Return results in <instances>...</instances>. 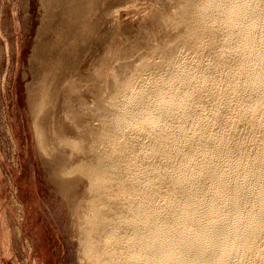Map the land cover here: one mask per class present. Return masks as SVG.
Segmentation results:
<instances>
[{
	"label": "rangeland",
	"instance_id": "obj_1",
	"mask_svg": "<svg viewBox=\"0 0 264 264\" xmlns=\"http://www.w3.org/2000/svg\"><path fill=\"white\" fill-rule=\"evenodd\" d=\"M48 1L54 5L50 6ZM48 1L0 0V264H95V259L86 252L87 234L95 236L89 238V243H94L96 247L97 264H145V252L140 247L143 242L141 236L147 235L155 227L156 207L166 201L168 193L178 197L181 188L192 180L193 175L189 171L195 172L197 167L191 165L190 159L189 162L182 161L186 165V176L174 183V188L167 185L165 187L157 181L155 183L158 184L152 181L146 187L140 184V190L147 191L143 196H137L138 198L136 195L139 187L132 185L135 177L131 174L134 177L132 180L129 172L127 178L130 177L131 180L125 178L129 183L126 181L124 185H128V189L129 185L134 186L130 191L123 185L126 188L124 193L118 188L114 191L112 187L92 189L83 167L71 168L78 160H84L81 162L85 164L102 158L99 161L103 160L109 175L116 172L115 168L126 172L131 162H138L141 149L142 155L150 162L156 161L169 166L173 160L171 149L160 147L153 150L151 147L153 140L164 143L169 140L162 133L160 124L150 127L154 131L159 129L158 133L151 135V132L142 134L143 126L133 117L124 123L115 120L114 117L117 118L121 110L117 96L120 87L112 84L130 76L133 82L129 86L132 88L141 82L152 89H169L168 86L173 82L178 83V80L174 74L163 79L160 74L169 71L180 61H194L198 63L196 65L207 61L202 63L208 71L201 72L195 65L191 71L194 76L192 92L185 97V101L192 109V126L200 134L207 133V128L211 125L218 127L217 132L229 131L234 151L237 155L244 153V158L252 156L260 147L258 123L264 120V104H256L251 109L250 117L235 123L230 120V116L233 118L237 115L236 109H231L232 113L229 115L225 112L216 114L215 106L222 103L220 97L224 95L225 83L223 84L220 71L217 70L218 64L213 62L221 60L223 55H230L228 49L225 53L221 47L222 44H228L234 36L223 28L218 41L209 43L206 38L207 28L216 31L215 27L210 28L207 22H201L196 13L188 16L185 11L187 8L183 7L186 3L193 7L196 0ZM228 9L229 7L223 6L222 12ZM257 21L256 27H252L260 28V32L264 19L260 20L258 17ZM69 69L71 70L68 71ZM259 69H264V66L260 64ZM211 70L214 77L206 74ZM225 72H222L223 75H228L229 72ZM73 81L76 83H72ZM65 83L68 86L76 84L73 86L74 100L72 92L68 94L69 91L62 88L67 86ZM95 88L96 97H89V91H94ZM235 90L241 91L237 87ZM175 97L179 98L180 95ZM66 100L69 102L66 103ZM197 109L199 112H196ZM238 111H242V107ZM77 116L80 117L77 119ZM80 124L87 133L84 130L79 133L80 127L77 125ZM51 128L54 131L47 136L46 133ZM69 128L74 133L66 137L64 135L69 132ZM94 129L95 132L99 130L100 134L105 131L106 139L101 136L98 140L96 136L92 138L93 141H81V138H89ZM42 134L50 146L41 142ZM97 147L98 152L95 151ZM112 148L113 152L117 150L115 154L112 153ZM118 156L120 163L123 158L127 161L110 169L107 164L111 161L115 163ZM207 163L211 169L224 165L211 160ZM234 168L245 169L241 162L234 163ZM110 170L112 171L109 172ZM262 176L264 177V173ZM204 177L208 179L207 176ZM165 188L171 191L167 192ZM257 188L253 183L252 190ZM90 195L92 196L89 197ZM101 202L104 204H100ZM105 203L111 207L108 208ZM142 209L147 212L143 214L144 218L141 215L144 213ZM98 211L100 215L103 213L102 216L107 217L106 225L92 224L95 219L101 218ZM129 212H135L137 216L141 212L138 218L143 219L140 221L136 216L130 218ZM133 221L136 223L133 224ZM156 228H159L158 223ZM260 238L256 242L259 245H255L257 249L252 251L254 253L241 255V261L244 259L242 262L245 264H264V240L263 237ZM231 260L230 263H237L235 259Z\"/></svg>",
	"mask_w": 264,
	"mask_h": 264
},
{
	"label": "bare ground",
	"instance_id": "obj_2",
	"mask_svg": "<svg viewBox=\"0 0 264 264\" xmlns=\"http://www.w3.org/2000/svg\"><path fill=\"white\" fill-rule=\"evenodd\" d=\"M49 4L50 6L54 5L52 2ZM183 4L184 3H182V6ZM186 4L183 7L187 8L185 11L188 13V16L189 14L192 15L196 13L199 15V20L201 22L203 23L207 22L210 28L215 27L216 31H210V29L207 28L206 38L209 43L218 41V37H220L218 35L221 29L223 30V28L227 29V31H229V34H232V36H234V38H232V40H230L228 44H222V47H221L222 50H225V51L227 49L229 50L230 52V55L228 54L229 57L223 55V58L221 60L218 61L216 59L213 62L215 64H218L217 66L215 64L214 65L217 67V70L220 71V77L222 78L223 84L225 83V85L223 86L224 95L220 97V99L222 100V103L220 105L215 106L216 114L225 112L227 115H229V113H232L231 109L232 110L236 109L238 112V113L236 112L237 115L236 116L233 115L235 116L233 118H231L232 116H230V120L233 123L237 122L238 120L244 119L245 117L246 118L250 117L251 109L253 106H255L256 104L260 102L264 104V69L262 70L259 69L260 64L264 66V24L260 32H259L260 28L258 29L257 27L256 29H253L252 27L255 24H258V21H257L258 17L260 20L264 19V0H196L193 4V7L191 4L189 6ZM182 6H180V8ZM223 6H227V8L229 7L228 11L222 12ZM175 15L177 16V14ZM178 19H179V16H178ZM78 44L80 43H77V45ZM82 48H83V45H82ZM225 53H227V51ZM101 55H104V54H101ZM207 56L211 57L212 55H207ZM218 58L220 59V57ZM72 61H70L69 64H71ZM202 62H205V61L200 62L202 65H196L198 63H194V61L193 62L180 61L177 64H175L173 68H170L169 71H166L160 74L161 75L160 78L162 77V79L166 76L170 77L171 75L174 74V76L178 80V83L173 82L170 86H168L170 87L169 89H165L166 87L165 88L159 87V88L152 89L148 87L146 83L141 84V82L139 83L137 87L132 88L129 85L133 81L128 75H127L128 78H125L121 81H116L112 84L114 86L120 87L119 88L120 91H118L117 96H118V101H119L118 105L120 106L119 108H121V110L118 114V117L117 118L114 117L115 120L118 122L124 123L125 121H129V119L133 117V119H136V121L138 120L139 121L138 123H140L143 126L142 129L144 131L142 132V134L144 132H148V133L151 132L150 133L151 135L158 133L159 129H156L154 131V129H150V127L154 126L155 124H160L162 126L161 128L162 133L169 140H167L165 143L162 141L153 140L151 143V147L153 150H158L160 149V147L172 150L173 160L169 166L160 164L156 161L155 162L148 161L142 155V149H141L139 155H141L142 157L139 156L140 158L138 159V162H134V161L131 162L130 167H128L126 172L124 171L122 172L120 171V169L115 168L118 163L121 164L123 161H127V160H124V158L122 157L123 159L121 160V163H120L119 156H122V154L118 156V158L116 159L117 161L115 160L116 161L115 163L111 161L107 164V166L109 165L108 167H110V169L113 168V166L116 169V172L111 173L110 175L107 172L108 170L107 171L105 170L106 165L103 164L104 163L102 162L103 160L99 161L102 158H100L99 160L89 161L87 160L89 158L88 156L87 159L85 158L87 162L89 161L88 163L84 164L82 163L84 160L83 161L78 160V162L71 167V168H74L77 166L83 167L84 172L89 177V180L91 182L90 187L92 189H95V188L104 189L106 187H109V188L112 187L114 191H115V188L120 189L121 193H124L126 188L128 189V185L127 186L124 185L127 183L126 181L130 179V177L127 178L128 176L127 172L130 173L132 180L135 177L134 181L133 182L131 181L132 185H136L139 187L140 184H143V186L146 187V185H148L150 182L151 183L154 182V184H158V183H155L157 181L159 182V184L162 183L161 185L164 184V186L167 185V186L174 188L172 185L174 183L180 182L186 176V173H185L186 165L182 163V161L189 162V159H190L191 165H193L194 167H197L195 172L189 171V173L193 175L192 180L190 183L185 184V186L181 188L178 197H175L173 193L172 194L168 193V197L166 201L163 202V204H159L158 207H156V209L152 207L153 209L156 210V213H157L156 215L157 218L155 220L156 221L155 227H152L150 232L147 235L144 234L143 235L144 237L141 236L143 238V242L140 241L142 242L140 247L145 252L144 260H143L145 264H232L230 263L231 259H235L237 261V263L233 262L234 264H245V262H242L244 261V259H242L241 261V258L243 257V256L241 257V255H246L247 253L252 252L254 249L256 250L257 248H255L256 247L255 245H257L256 242L258 238L263 237V240H264V177L262 176V173H264V120L258 123V127L260 128V131H259L260 145L257 144V146L259 145L260 147L256 150V152L252 156L248 158H244V153H240L239 155H237V153L234 151L233 143L231 142V139L229 138V135H230L229 131L224 130V131L217 132L216 129H218V127L211 125V127L207 128V133H202V134L198 133L196 128L192 126V122H191L192 109L188 107L185 101V97L192 92L191 85L194 80V76L191 72L192 67L195 65L201 72L208 71L207 67ZM89 64L90 63H88V65ZM242 69H245V71ZM70 70L71 69H69L68 71ZM225 70L229 72L228 75H225V74L223 75L222 72L223 71L225 72ZM134 71H135V68H133L132 72ZM242 71H244L243 74L241 73ZM48 73H47V76H48ZM206 74L213 76L212 70ZM119 78L122 79V77H119ZM160 78L158 79L160 80ZM74 82L76 83V81H73L72 83ZM65 85L67 84L65 83ZM75 85L73 84L74 87ZM73 86L67 85L62 88H65L66 90H68L69 91L68 94L72 92L71 96L73 97L74 95L73 92H75V88ZM58 87H59V84H58ZM235 87L239 88L241 91L239 90L236 91ZM45 89L47 88L45 87ZM65 89L64 90L62 89V90L65 91ZM83 92L84 91H82V93ZM48 94L49 92L46 90V95ZM96 95H97V89L94 91L93 90L89 91L88 93L89 97L91 96L96 97ZM175 95H180V97L176 98ZM70 100L72 99L70 98ZM73 100H74V97H73ZM67 101L68 100H66V103L69 102ZM226 101L227 103H224ZM187 102L189 101L187 100ZM64 103L65 101H63V105H65ZM71 107H72V104H71ZM239 107H242V111H238ZM196 112H199V109H197ZM135 116L137 118H134ZM78 117L80 116H77V119ZM69 118H73V117H69ZM81 125L82 124L77 125V126L80 127ZM82 127H80L79 129L77 128L79 130V133H82V131L84 130ZM40 128L41 126L38 127V129ZM53 131L54 129L51 128L50 132L48 130L47 133L46 132L44 133H46L47 136H50ZM67 131L69 132L65 134L66 132L65 131L63 133L65 134L64 136L66 137L69 136L70 133H74V130H70V128ZM84 132L86 131L84 130ZM91 133L92 134L89 135L90 136L89 138H87L86 134L84 133L85 135L84 134L83 135L86 137L87 140L81 138V141L85 140V142H87L88 139L93 141L94 139L93 137H96V136L98 137V140L99 138H101V136H103L104 138L106 137L105 131L101 132L100 134L99 130L95 132V129H94V132H91ZM79 135L81 136V134ZM79 135L77 136L80 140ZM40 138H41V142L46 143L47 145L50 146V143L47 141V139L45 140V136L43 134L40 135ZM107 139L109 140V138ZM78 141H76V143H78ZM91 141H90V144H92ZM113 144H115V142ZM125 145L127 146V144L124 143V146ZM109 146H111V144ZM91 147L93 146L91 145ZM98 147L95 151L98 150ZM86 150H87V147H86ZM116 151L113 152V148H112V153L115 154ZM93 153L95 152L93 151ZM209 160L216 162V163L222 162L224 163V165L211 169L210 167H208V163H207ZM237 162L243 163L245 169L236 170L234 168V163H237ZM105 163H107V161ZM126 167L127 166H125V168ZM112 170H110L109 172H111ZM131 174L134 175V177H132ZM104 176H106L107 178H104ZM204 176H207L208 179L205 178ZM125 178L128 180H126ZM103 179L105 180L103 181ZM253 183H255L258 187L257 190L255 191L252 190ZM122 185L123 187L125 186L126 188L124 189ZM132 185L131 186L129 185L130 189ZM109 188H106V189H109ZM130 189L128 190L130 191ZM141 189L143 190V188ZM165 189L167 192L169 191L168 190L169 188H165ZM146 191L144 190L141 191L139 187V189L137 190L138 194L136 195V197L137 196L140 197V195L143 196L144 193H146ZM125 194H128V193L125 192ZM91 196L92 195H90L89 197ZM100 204H102V202ZM105 204L107 205L108 208L111 207V205L108 206L107 203ZM93 208L96 209V207H93ZM137 209H139V207ZM94 210H93V213L95 212ZM111 210L112 209L110 208V211ZM142 210L144 213L141 214V212H139V215L141 214L143 216V214H147V212H145L146 210L144 209ZM107 211H109V209ZM132 212L128 213V217L132 218L136 216L137 219L140 218L139 219L140 221L144 218V216L143 218L142 217L138 218L139 215L137 216L134 214L135 212L134 213ZM137 213L138 212H136V214ZM102 214L100 215V212H99V215L101 216V218L97 216L98 218L92 222L93 225H99V224L104 225V223L105 225L107 224L108 222L107 217H103ZM91 216L92 215H90V217ZM107 216H108V213H107ZM134 221L132 222L133 224L136 223ZM157 223H158L159 228H156ZM143 230L144 229L142 228V231ZM135 233H134V236H135ZM131 234L130 236H132ZM157 234L159 236H155ZM91 237H93L92 234L91 235L87 234L88 241L86 242L85 248H86L87 254L92 256L95 259V264H97L98 262L96 261V257H97L96 247L94 243H89L90 241L89 238ZM137 237L138 236L136 235L135 238ZM156 237H159V239H156ZM153 239H156V240H153ZM256 254H258L257 251H256ZM236 256H237V259L239 260L235 258Z\"/></svg>",
	"mask_w": 264,
	"mask_h": 264
}]
</instances>
